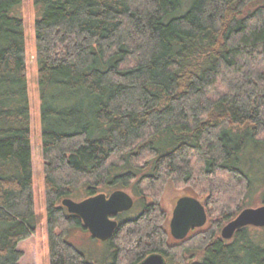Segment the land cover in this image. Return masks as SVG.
Wrapping results in <instances>:
<instances>
[{
	"label": "trees",
	"instance_id": "obj_1",
	"mask_svg": "<svg viewBox=\"0 0 264 264\" xmlns=\"http://www.w3.org/2000/svg\"><path fill=\"white\" fill-rule=\"evenodd\" d=\"M20 3L0 0V264H20L36 229ZM33 4L50 264H103L70 239L85 227L61 200L117 188L140 210L106 242L108 264H264L252 225L167 253L158 211L167 184L194 183L207 216L229 220L264 176V0Z\"/></svg>",
	"mask_w": 264,
	"mask_h": 264
},
{
	"label": "rangeland",
	"instance_id": "obj_2",
	"mask_svg": "<svg viewBox=\"0 0 264 264\" xmlns=\"http://www.w3.org/2000/svg\"><path fill=\"white\" fill-rule=\"evenodd\" d=\"M19 11L24 22V43H25V59H26V76L28 83V98L30 106V142H31V156H32V173H33V199L36 213V229L28 238L19 242L18 248L22 251V256L19 260L20 264H50L49 250H48V233H47V214H46V192L44 183V159L42 154L41 141V120H40V96L37 80V61H36V43H35V7L33 0H21ZM198 189V186H197ZM130 193L137 204L125 213L123 218L129 217L138 210H140L139 197L130 188H125ZM264 193V176L257 181L250 196L245 200L244 208L256 207L261 205L262 194ZM183 195L197 196L200 200L202 197L197 194L196 185L194 183L188 184H167L160 190L158 197V211L163 221V248L167 253H174L181 251L183 255L194 254L197 256L201 250L195 244L197 240L196 235L200 230H212L217 236L221 235L222 227L230 221L234 216L227 220L224 213L219 212L208 206L207 222L202 226L192 229L188 236L176 241L170 234L169 220L172 215V210L178 197ZM85 195L80 194L77 200L83 198ZM160 209V210H159ZM236 212L234 208L226 212ZM235 215V213H234ZM195 235V236H194ZM70 239L83 251L85 255L91 259L110 258V250L105 241L93 238L84 230H75L71 233ZM129 263V262H128Z\"/></svg>",
	"mask_w": 264,
	"mask_h": 264
},
{
	"label": "water",
	"instance_id": "obj_3",
	"mask_svg": "<svg viewBox=\"0 0 264 264\" xmlns=\"http://www.w3.org/2000/svg\"><path fill=\"white\" fill-rule=\"evenodd\" d=\"M133 196L125 189L117 188L110 193L99 192L79 200L64 197L61 204L69 213L79 216L83 226L93 238L109 239L118 226L115 216L134 206ZM207 222L204 203L195 196L183 195L177 198L169 221L170 233L176 239H183L191 229L202 227ZM264 227V204L243 208L221 229V237L231 239L244 226ZM137 264H164L159 253L147 255Z\"/></svg>",
	"mask_w": 264,
	"mask_h": 264
},
{
	"label": "flooded vegetation",
	"instance_id": "obj_4",
	"mask_svg": "<svg viewBox=\"0 0 264 264\" xmlns=\"http://www.w3.org/2000/svg\"><path fill=\"white\" fill-rule=\"evenodd\" d=\"M110 193V192H109ZM135 204V203H134ZM123 213H125V212H121V213H118L116 216H115V218H116V220H117V222H118V225L122 222V221H124V220H131V219H133L135 216L132 214V215H130L129 217H126V218H123L124 216H122L123 215ZM170 221V220H169ZM195 229V228H194ZM169 230H170V227H169ZM192 230V229H191ZM190 230V231H191ZM84 231H86L89 235H91L90 234V232L85 228V230ZM189 231V232H190ZM170 232V231H169ZM189 232H188V234H189ZM171 234V233H170ZM188 234H187V236H188ZM172 236V235H171ZM186 236V237H187ZM173 237V236H172ZM185 237V238H186ZM174 238V237H173ZM185 238H183V239H185ZM97 239V238H96ZM176 241H181V240H183V239H176V238H174ZM98 240H100V239H98ZM109 239H107V240H101V241H105V242H107ZM152 253H159V252H152ZM151 254V253H150ZM160 254V253H159ZM149 255V254H148ZM146 257V256H145ZM144 257V258H145ZM143 258V259H144ZM112 261V259H111V257L110 258H107V260L105 259L102 263L103 264H108V263H110ZM141 261V260H140ZM139 261V262H140ZM138 262V263H139ZM137 264V263H136Z\"/></svg>",
	"mask_w": 264,
	"mask_h": 264
}]
</instances>
